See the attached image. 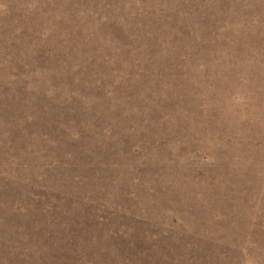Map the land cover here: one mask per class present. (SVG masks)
Returning a JSON list of instances; mask_svg holds the SVG:
<instances>
[{
    "label": "rangeland",
    "instance_id": "obj_1",
    "mask_svg": "<svg viewBox=\"0 0 264 264\" xmlns=\"http://www.w3.org/2000/svg\"><path fill=\"white\" fill-rule=\"evenodd\" d=\"M0 264H264V0H0Z\"/></svg>",
    "mask_w": 264,
    "mask_h": 264
}]
</instances>
